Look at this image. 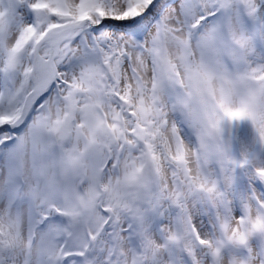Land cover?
<instances>
[{
  "label": "snow or ice",
  "instance_id": "1",
  "mask_svg": "<svg viewBox=\"0 0 264 264\" xmlns=\"http://www.w3.org/2000/svg\"><path fill=\"white\" fill-rule=\"evenodd\" d=\"M0 264H264V0H0Z\"/></svg>",
  "mask_w": 264,
  "mask_h": 264
}]
</instances>
